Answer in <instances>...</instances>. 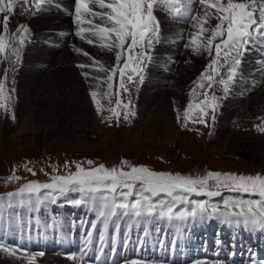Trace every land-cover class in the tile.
Segmentation results:
<instances>
[{
  "label": "rangeland",
  "instance_id": "rangeland-1",
  "mask_svg": "<svg viewBox=\"0 0 264 264\" xmlns=\"http://www.w3.org/2000/svg\"><path fill=\"white\" fill-rule=\"evenodd\" d=\"M70 1L68 4L73 5L75 3V0ZM47 2L56 4L57 0H49ZM47 8L49 9V6ZM50 9H53V7ZM95 10L100 11L98 8H95ZM64 13L62 12V14L57 15V12H49V10L41 12L40 10L36 11L33 7L31 10L23 9L22 16L23 18L38 19L50 15L57 20L58 18L65 20V24L67 25L70 18L64 17L66 15ZM160 13L162 15L155 14L162 26L160 27V38L150 51L151 60L150 62H146V66L144 67L143 82H139V77H134V81L136 82L127 85L131 89V95L129 96L126 93L120 94V98L125 102L128 99L132 100V111L135 114L127 121L122 116L119 123H117L115 117L111 121L107 120L106 118L110 115L107 110L104 111L103 115L97 114L90 93L93 90L99 91L100 96L98 98L101 99L104 108L107 109L110 106L109 100L103 97V93L107 91V84L103 82L106 80L107 74L89 68L78 67L81 64L91 65L93 59L95 60L88 50L80 49V47H82L81 45H85L99 51L106 49H102L98 45H90L86 40H81L77 37L75 32L78 29L75 23H71L67 32L63 34H60V28L57 30L51 29L50 32H41V35L40 33L39 35H35L28 31L22 47L18 43L12 45V47H19L20 49L21 58L18 64L12 62L14 61V57H11L10 49L6 53L7 58L4 55H0V83L4 85L5 96L10 97V99L6 100L9 111L5 113L4 109L0 108V196L7 197L9 192L17 191L19 187L30 181L49 182V176L45 175V173L54 174V168H58L59 174H66L68 171L65 168L66 162L71 164L72 171H75V162H84L85 167H87V160L94 161V166L103 164L109 168L114 166L119 167L121 161L126 160L133 166H146L157 172L191 175L193 177L203 176L208 171L238 175H264V140L252 137L256 135L264 137V132L260 133V131L254 129L253 133L252 127H249L250 124L253 123V126L258 122H260L261 126H264V119L242 114L245 106L252 104L258 95L264 93V44H257L261 46L260 49L258 48L259 46L256 47L257 45L253 46V49L249 51V55H244L247 58L243 56L241 64L245 62V66H239L236 80L231 85L227 94L223 92L221 86H214L209 91V95L215 94L220 97L219 107L215 112L216 119L214 124L211 123L209 118V126L207 127L203 124H193L191 122H188L187 127H183L182 123L177 122L179 106L173 103L175 105L173 112L176 113L174 114V122L176 123V129L180 137L176 141H159L160 138L156 135L160 128L159 120L153 123L151 121L152 116H150V113L153 112L152 108L155 109L156 105H153V107L150 104L145 105L142 101L144 94L150 90L149 93L156 94L158 99L163 93L168 92L169 94L170 91L175 92L176 89L172 90V86L174 85L173 78L180 64L187 61L185 64L198 66L195 73L197 76L188 84L191 88L187 92V99L179 111L182 115L187 104L193 99L190 93L196 87L194 81L198 79L206 68L204 64L197 63L202 59V54L199 58L197 55V57L194 55L196 58L193 57L192 62L184 58L185 53L192 51L190 47L186 46L187 40L181 37H188L191 31H194L190 25L182 24V22L188 23L187 19L184 21L182 19H172L163 8ZM5 14H0V32H2V22ZM12 19L13 17L11 16L10 21ZM22 20H19L17 23L19 25L23 24L28 28L29 24L24 23ZM41 22L44 23L45 20ZM54 22L56 26L59 25L58 21L54 20ZM96 23L101 22L97 20ZM65 24L62 25L61 23L60 27L66 28ZM15 25L16 22H14ZM45 25H48V23L45 22ZM84 27H88V25H84ZM16 29L10 27L9 35H16ZM84 50L89 54L88 56L84 55ZM36 53L43 55L36 56ZM67 53L75 60L73 59V63H66V67L63 65L62 69L70 66L75 70H79L78 76L82 77V80L86 82L97 80V74L98 77L103 75L101 82L95 83L94 81L88 84L86 89L81 87L84 93L87 92L86 94L89 96L91 104L90 108L82 106L80 115H77V113L67 114L63 111L62 104L64 103H61V101H66V94L64 92L63 94H58L56 91L48 93L46 92L47 89L41 86V84L48 82V73L55 72V74H60L61 66L56 64L53 67V63L56 59L59 60V58ZM112 53L114 58L106 68H112L115 65V52L113 51ZM208 59L210 60L211 58L208 57ZM122 64L123 60L121 61ZM82 73H88V78L86 79ZM5 75L7 79H4ZM28 75H37V78H40L37 84L34 83L35 89L34 97L31 99L32 104L29 99L30 94L26 91V87L22 85ZM125 79L127 80V77ZM118 84L119 74H117L114 81L113 96L111 98L112 107L115 106L117 99ZM99 86H101L100 90ZM49 94L53 97H47ZM39 96H42V99H47L43 100V103H40L42 100H39ZM233 112H239L242 116L228 115V113ZM157 113L159 114L160 112ZM12 115L15 116V120L12 119ZM253 118L258 120H253ZM222 129L227 130L223 135L220 134ZM227 138H231V141H224ZM25 165L32 168L37 174L33 176L30 172L26 171ZM14 170L15 175L22 177L19 182H9V178L13 175ZM230 195L238 196L235 193L225 192L222 197L215 198L213 203H221L224 198ZM76 198H78V194H71L68 197L60 198L56 203L46 201L37 207V212L43 214L41 216L44 219L47 220V217H50L52 222L54 221V225L59 231L57 234L58 238L62 240L66 239L69 246H66V243L64 246L63 244L58 245L57 240H53L55 242L54 246H57V249L54 247L52 251H48L43 246H37L35 249L29 240L22 242H18L17 240L12 244H8L3 238L4 234L0 233V238H3L8 248L16 252V255H12L8 252L0 251V261H4L6 264H27V258L23 255L26 253L27 256L35 255L34 264H43L45 260L49 261V259L54 263L56 258H58L57 260L59 258L60 260H64L63 263L59 261L60 264H70L74 259H69V257H76L75 263L77 262L78 264H81L80 257H83V264H96L95 261L98 260V257H101L100 254L102 256L107 254L105 257L108 264L113 262L114 251L110 248V244L111 247H115L114 242L120 239L119 234L121 232L119 231V225L113 231L110 230V220L108 222L107 219H101L98 215V209L94 208L91 204L76 206L69 202ZM19 199L17 197L13 201L12 207L0 204V228H3L2 225H4L7 229L13 220L20 221V215L25 209V205L21 206ZM124 218L121 217L120 221ZM132 218L142 220V218ZM39 219L40 217L38 216L36 221H39ZM147 219L150 220L149 225L153 229L152 233L154 235L150 237L149 229L147 231L139 228L136 231L139 238L135 237L134 241L121 240L122 248L120 260L117 264H130L131 261L152 264L158 261H153L154 259L149 258L147 254L154 256L158 252L162 253L165 260V262H160V264H177L174 263V260L178 256L184 257L185 251L189 253L190 250L195 257H190L191 260L194 258L193 261L185 262V264H196L197 261H207L208 264H241L242 261L234 263L231 260L238 254L243 255L242 252L238 251L239 247L244 248L243 238L249 237L251 239L256 237L258 241L255 242V246L260 242L258 247L254 245L248 246V254L253 256H256L257 252L261 251L259 249L260 245H264V235H262L264 232L225 225L215 219L195 224H182L179 221L168 223L152 218ZM132 222L134 223L135 221L133 220ZM211 222H214V226L218 228V230H215V235L212 232V227L214 226H209ZM154 225L155 228L153 227ZM192 228L196 229L197 236H194L190 232ZM224 228L227 229L225 232L222 230ZM39 229L40 227L37 225L35 232L37 235H35L40 239V243L42 240L46 243V235H44L45 233H39ZM173 230L174 232H172ZM259 233H262V237L259 236ZM221 234H224V237H227L226 234H229V237L221 239ZM57 235L55 236L57 237ZM107 237L110 238L108 239ZM161 237L162 239H160ZM238 237L243 238L238 239ZM49 238L52 239L53 235H49ZM235 238L239 242H237L238 240L235 241ZM79 239L83 241L79 242ZM178 239L181 240L179 241ZM85 240L90 241L84 242ZM212 241L217 244L222 243L219 246L221 248L224 247V254L229 256V258L212 259L210 257L213 254H210V257H206L208 248H211L210 253L221 251L219 246L217 248L213 247L216 244H212L211 247L208 246ZM2 244L3 242L0 240V245ZM88 246L89 250L86 251ZM141 246H143V254L139 251ZM202 247L203 249H201ZM39 253H43V255L41 256ZM192 254L191 256H193ZM230 258L231 260H229ZM262 262L264 264L263 257L258 262L249 260L242 264H262Z\"/></svg>",
  "mask_w": 264,
  "mask_h": 264
},
{
  "label": "snow or ice",
  "instance_id": "snow-or-ice-1",
  "mask_svg": "<svg viewBox=\"0 0 264 264\" xmlns=\"http://www.w3.org/2000/svg\"><path fill=\"white\" fill-rule=\"evenodd\" d=\"M45 0H0V14H15L16 6L23 4L26 9L33 7L39 11ZM194 5L198 6L194 8ZM157 6L167 11L172 19H187L194 29L189 34L186 46L194 55L206 54L210 62L205 71L194 81L191 90L193 99L187 104L182 115L177 112V122L187 127L188 122L209 126L215 123V112L220 97L209 95L214 86H221L225 94L230 90L239 72L246 52L257 44H264V0H75V35L109 52H115V65L106 68L93 59L91 65H78L106 73L107 91L103 97L109 100L107 109L98 98V91H91L98 115L107 110L111 121L115 117L119 123L121 116L125 121L135 113L132 100L120 98L121 93L131 95L128 84L135 83L134 77L143 82L146 62H150V51L160 38V23L155 15ZM95 8L100 9L96 11ZM5 14L0 32V55L7 58L10 51L15 64L20 62L19 47L23 46L28 28L20 24L16 35H9L10 15ZM215 20V25L211 20ZM99 20L101 23H96ZM88 25V27H84ZM79 51V50H78ZM88 56V53H84ZM123 64L121 65V61ZM226 70V71H225ZM119 74L117 99L111 106L115 77ZM87 79L89 74L82 73ZM127 77V80L125 79ZM4 79H7L5 75ZM96 79H100L97 77ZM202 97V98H198ZM4 85L0 83V108L9 111ZM15 120V116L12 115ZM257 131L264 132V126L257 125ZM211 134V133H209ZM94 161L75 162V171L66 162V174H59L58 168L49 176V182L30 181L23 184L7 197L0 196V204L12 207L19 197L21 206L30 207L44 202L56 203L62 197L78 194L69 202L76 206L91 204L98 209L101 219L129 217L152 218L172 223H203L212 219L229 226L264 232V175H238L208 171L203 176H191L157 172L146 166H133L126 160L119 167L94 166ZM26 171L33 176L37 173L27 165ZM128 169V170H125ZM22 177L13 175L9 182H19ZM235 193L221 203H213L224 193ZM247 197V198H245ZM203 198V199H200ZM95 227V226H93ZM0 251L16 255L14 250L0 245ZM27 264H34L35 255L27 256ZM43 255V253H39ZM69 259H77L69 257ZM83 264V257L79 258ZM130 264H142L131 261ZM196 264H208L197 261Z\"/></svg>",
  "mask_w": 264,
  "mask_h": 264
},
{
  "label": "bare ground",
  "instance_id": "bare-ground-1",
  "mask_svg": "<svg viewBox=\"0 0 264 264\" xmlns=\"http://www.w3.org/2000/svg\"><path fill=\"white\" fill-rule=\"evenodd\" d=\"M69 2H71V1L70 0H67V1L66 0H57V3H60V5L63 6L65 4V6H63V7L67 8L68 11L71 10V12H74L75 11V3L73 5H71V4H68ZM69 5H70V7H68ZM48 6H49V9L47 8ZM25 7L26 6L23 5V4H18L16 6V12H15V14H10V17L12 16L13 19L9 23V28L10 27L11 28L14 27V29L17 28L19 26V24L17 22L19 20L23 19L22 21L24 23L29 24V26H28L29 31L32 32V33H34L35 35L36 34L39 35V33L41 35V32H43V33L44 32H47V31L50 32L51 29L57 30L58 28H60V31H61L60 34H63L65 32H67L68 28L71 26L70 24L71 23H74V17L72 18L71 15H66V16L63 15L64 17L70 18V19H68L69 20V23L67 25L65 24V20H62L60 18H58V20H57L55 17H53V16L51 17L50 15L48 17H41V18H38V19L28 18V17H24L23 18L22 11H23V9H26ZM51 7H53V9H50ZM194 7H198V6L194 5ZM65 8H62L59 5L57 6V4L56 5H53L50 2H47V0H46V2L44 3V5L41 6L39 8V10L41 12H43V11L47 12V10H49V12H50V10H52V11L53 10H56L57 11V15H59L60 13H58V12H61V14H62V12L65 11ZM57 9H59V10H57ZM60 10H62V11H60ZM161 11H162V7L157 6L156 11H155V14L156 15H159V14L162 15V13H160ZM42 20H45V22L48 23V25H45V22L44 23L41 22ZM54 20L58 21V23H59V25L57 24L58 26H56V24H54L55 23ZM182 20L184 21V20H186V18L185 19H182ZM14 22H16V25L15 26H14ZM61 23H62V25L65 24V27L66 28L60 27ZM215 23H216V21L214 19L211 20V24L212 25H215ZM182 24L183 25H185V24L186 25H189L188 23H185V22H182ZM160 27H162V26L160 25ZM191 29H190V31H191ZM165 32H166V30H165ZM63 38H64V36H63ZM181 38H183V39H185V40L188 41L189 36L188 37L185 36V37H181ZM96 45H98V42H97ZM259 45H257L256 47H258ZM81 46L82 47H80V49H86V50H88L89 54H91L95 58L96 61H100L103 65H105V67L107 65H109L110 62L114 58L113 53L112 52H109L107 50L99 51V50L91 49V48H89V47H87L85 45H81ZM260 47L261 46H259L258 48L260 49ZM251 49H253V47ZM81 51L83 52V50H81ZM55 54H56V52H55ZM42 55L43 54L36 53V56H42ZM202 55H203V57L201 56L202 59L200 61H198L197 63L200 62V64L202 63V65L204 64L206 66V64H208L210 60L208 59V56L206 54H202ZM244 55H246V56L249 55V51L246 52ZM195 56H194V54L192 52H190V53H185L184 58H186V60L189 59L191 61L192 58L195 57ZM199 56H198V58H199ZM246 56H244V57H246ZM74 57H77V56H74ZM73 59L74 58H72V56L69 55L68 53L67 54H64L61 58H59V60L56 59L55 62L53 63V67H55L56 64L57 65H60L61 66L60 74H55V72L48 73V77H47L48 78L47 79L48 82L47 83L45 82L44 84H41V86L43 88L47 89L46 92H48V93H51V92H55L56 91V93H58V94H63V92H64V94H66L65 95L66 96V101L65 100L61 101V103H64L65 104V105L62 104L63 105L62 106L63 111L66 112L67 114L77 113V115H80L81 108H83L82 106H84V107L87 106V107L90 108V104H91L90 103V99L88 98L89 96H87V94H86L87 92L84 93L83 90L81 89V87H83V88L86 89V87L88 86V84H91L94 81H95V83L101 82V78H103V75L102 76H99L100 79L93 80V81H87L86 82V81L82 80V77L78 76L79 75L78 73H80L79 70H77V69L75 70V69H73V67H70V66H68V68L62 69L63 65H65L66 63L67 64H70V62L73 63ZM185 62L187 63V61H185ZM185 62H183L182 64H180V66L177 69V72L174 75V78H173L174 85L172 86V90L176 89L175 92L174 91H170L169 94H168V92L167 93H163V94H161L162 96L160 98L158 97V99H157L156 94H154V93L150 94L149 93L150 90H149L147 93L144 94V97H143V100H142L145 105L146 104H150L151 107H153V105L154 106L156 105V108L155 109L152 108L153 112L150 113V116H152V118H151L152 120L151 121H153V123L159 120L158 122H159V127L160 128H159V130L156 133V135H158V137L160 138L159 141H161V140H163V141H176L180 137V135L178 134V130L176 129V123L174 122L175 121L174 120V118H175V115L174 114H176V113L173 112V108L175 106V105H173V103L179 106L178 111H180L183 103L187 99V92H189L190 91V88H191V87L188 86V84L192 80H194L196 78L197 75H195V73H196V71L198 69V66H193V64L192 65L185 64ZM244 63L245 62H243V64H241V65L242 66L243 65L245 66ZM71 65H73V64H71ZM66 66L67 65H65V67ZM97 77H98V74H97ZM31 78H33V79H31ZM39 79L40 78H37V75H34V76L28 75L27 78L24 79V82L22 83V85H24L26 87V91L28 92V94H30L29 99H30L31 104H32V100L31 99L34 97V89H35L34 88V83L37 84ZM28 83H30V85H28ZM240 85H241V83H240ZM100 87L101 86L98 87L99 90H100ZM49 96H51V94L47 95V97H49ZM51 97H53V96H51ZM169 97L171 98V100H169L170 99ZM39 98H40L39 100H42V102H40V103H43V100L47 99V98H43L42 99V96H39ZM45 103H47V102H45ZM58 104H60V103H58ZM25 107H26V105H25ZM60 107H61V105H60ZM64 109H67V110H64ZM244 109L245 110L242 113L243 115L244 114L245 115H251V117L256 116V117H260V118L264 119V93H261L260 95H258V97L256 99H254V101L252 102V104L245 106ZM157 112H160V113L158 114ZM233 114L234 115H237L236 117L242 116L239 112L238 113H236V112L228 113V115H230V116L233 115ZM253 120H258V119L253 118ZM228 122H231V121H228ZM249 122L252 123L250 120H249ZM252 124H250L249 127H252V131H253L254 129L257 130V127L256 126L257 125H260V122H258L257 124L255 123L253 126H252ZM156 125H158V124L156 123ZM226 132H227L226 129H222L220 131V134L223 135ZM253 133H254V131H253ZM260 133H262V132H260ZM252 137L257 138V139H263L264 140V137H262V136H257L256 135V136H252ZM224 141H231V138H227ZM37 207H39V206L38 205H35L33 207H30L27 204H25V209L22 211V214L20 215L21 216L20 221L13 220L11 222V224H9L10 227H8L7 229L5 228L4 225H2L3 228H0V233L4 234L3 238L6 240V242L8 244H12V243L16 242L17 240H18V242H22L24 240H29L31 242V245H34V248L35 249H36L37 246H39V247L43 246L44 249H47L48 251L49 250L52 251L54 249V247H56V249H57V246H54L55 242L53 240H57L58 245L59 244H61V245L63 244V246H64L65 243H66V246H69V243L66 242V239L65 240H62L61 238H58V235L57 234H58L59 231H58V229H56L57 227H55L54 221L52 222V220H51L50 217H47L48 218L47 220L44 219L43 216H41L43 214L37 212V209H38ZM32 208H33V210H32ZM38 216L40 217V219H39V221H36V218ZM44 217H45V215H44ZM109 220H110V230L113 231L115 229V227H118V225H119V231L121 232V234H119L120 239H117V241L114 242V246L115 245L116 246L115 247H111V244H110V248L113 249L112 251H114L113 252L114 253L113 254V262H111L110 264H117V262L120 260V252H121V248H122L121 240L122 241H125V240L134 241V238L135 237L139 238L138 232L136 233L137 229L141 228V229L147 230V231L149 229V232H150L149 234L151 235L150 237H152V235H154L152 233V230L153 229L149 225L150 220L147 219V218L146 219L145 218H142V220L140 221V220H136V219H133V218L125 217L122 221H120L121 220V217H119V218H111V217H109V218H107V221L109 222ZM133 220L135 221L134 223L132 222ZM37 225L40 227V229H39L38 232L39 233H45L44 235H46V238H45L46 243L43 240L41 242L43 244H41L39 242L40 239L36 236L37 234L35 233L36 232V226ZM214 225H215L214 222H211L209 224L210 227L211 226H214ZM153 227L155 228V225ZM216 229L218 230L217 227H215V226L212 227V232H213L214 235H215V230ZM222 230H223V232H225L227 229L224 228ZM172 232H174V230ZM190 232L192 234H194V236H197L196 229L192 228V230ZM108 234H110V233H108ZM259 234H260L259 236L262 237L261 236L262 233H259ZM49 235H53V238L52 239L49 238ZM55 235H57V237ZM262 235H264V234H262ZM226 236L229 237V234H226ZM227 237H224V234H221L220 235V238L221 239L222 238H227ZM3 238H0V240L3 242L2 245L6 246L8 248L7 243L3 240ZM240 238H243V237H238V239H240ZM60 239H61V241H60ZM77 239H78V237H77ZM160 239H162V237ZM238 239L235 238V241H237ZM169 240H170V238H169ZM242 240H243L244 248L243 247L242 248H240V247L238 248L237 246L236 247L238 248V251L239 252H242L243 253V255L241 256V255L238 254V255H236L234 257V259L232 258V260H231V258H230L229 260L233 261L234 263H240L242 261L241 262V264H242V263L247 262L249 260H253V262H258V260L260 258H262V257L264 258V253H263L264 252V245L263 246L260 245L261 247H259V249L261 251L260 252H257V255L256 256H253L251 254H248V246H251V245H254L255 246V242L258 241L256 237L255 238H251V239L249 237H245ZM80 241H83V240L82 239H79V242ZM89 241L90 240H87V241L85 240L84 242H89ZM237 242H239V240ZM139 244H140V242H139ZM212 244H213V241L210 242L208 244V246L211 247ZM257 244L259 245L260 242H258ZM220 245H222V244H220ZM258 245L255 246V247H258ZM25 247L28 248L27 246H25ZM145 248H147V247H145ZM162 248H163V246H162ZM193 248H192V250H193ZM219 248H221V246H219ZM201 249H203V247ZM210 249L211 248H208V250H210ZM87 250H89V246L87 247L86 251ZM220 250L221 251L220 252L218 251V254H213V256L211 258L212 259H227V257L229 258V256H226L224 254L225 251H224L223 248H221ZM43 251H46V250H43ZM139 251L142 252L141 254H143V246H141V248L139 249ZM98 253H97V255H98ZM59 254H62V253H59ZM191 254H192V251L191 250L189 251V253L185 251V256L184 257L178 256L174 260V263H177V264L184 263L185 264V262L193 261L194 258H192V260H191L190 257H195V256L193 254H192L193 256H191ZM205 254H203V255L205 256ZM100 255H101V257H98V260L95 261V263L96 264H108V261L106 260V257H105V256H107V254H104V256H102V254H100ZM63 256H64V254H63ZM65 256H66V254H65ZM147 256L149 258H153L154 259L153 261H158L159 262V263L158 262H153L152 264H160V262H163V261L165 262L164 257L162 256V253L161 252L155 253L154 256H149L148 254H147ZM209 256H210V253H209ZM144 257H146V256H144ZM200 257H202V256H200ZM57 259L58 258H56V260ZM56 260H55L54 263L50 259H49V261L48 260H45L43 262V264H60L59 261L61 263H63V261H64L62 259L60 260V258H59V260H57V261ZM0 264H6V263L4 261H0ZM70 264H78V263L77 262L75 263V260H73V262H71ZM262 264H263V262H262Z\"/></svg>",
  "mask_w": 264,
  "mask_h": 264
}]
</instances>
